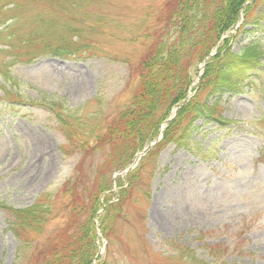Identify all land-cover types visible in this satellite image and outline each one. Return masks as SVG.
Segmentation results:
<instances>
[{
  "label": "rangeland",
  "instance_id": "rangeland-1",
  "mask_svg": "<svg viewBox=\"0 0 264 264\" xmlns=\"http://www.w3.org/2000/svg\"><path fill=\"white\" fill-rule=\"evenodd\" d=\"M27 1L33 12L54 6V0ZM102 1L112 27L94 36L100 50L82 61L37 58L14 64L18 102L56 96L84 117L99 116L100 127L128 106L139 84V62L161 28L155 19L168 0ZM261 28L264 20L230 39L231 49L256 40L264 44ZM39 48L17 46L14 53L29 59ZM191 73L196 82L199 66ZM208 101H219L221 118L229 124L205 129L198 122L202 129L192 136L189 150L167 146L147 161L135 188L113 212L109 264H187L175 256L182 247L205 264H264V67L242 92ZM0 114V264H26L31 245H52L65 217L54 211L40 235L23 232L26 247L15 237L6 208L24 209L39 195L58 191L78 158L62 150L58 123L49 112L0 102ZM104 197L117 201L112 192ZM100 243L104 255L102 236ZM32 255L38 261L43 257Z\"/></svg>",
  "mask_w": 264,
  "mask_h": 264
},
{
  "label": "trees",
  "instance_id": "trees-1",
  "mask_svg": "<svg viewBox=\"0 0 264 264\" xmlns=\"http://www.w3.org/2000/svg\"><path fill=\"white\" fill-rule=\"evenodd\" d=\"M246 1L168 0L155 19L161 24L159 33L140 64L141 86L130 107L109 122L105 133L100 134L97 116L84 117L79 113L81 109H64L62 101L52 104L50 111L68 145L65 154L78 158L72 175L62 182L58 191L42 195L34 207L22 210L6 208L13 220L14 235L25 246L28 244L21 235L23 232L40 235L47 220L54 216V211L66 217L52 239V245L43 242L31 245L32 253L36 252L39 257V252L43 256L39 261L32 256L33 264H91L96 254V236L91 220L100 206L101 196L110 188V173L122 169L133 154L155 135L158 125L168 117L172 107L183 100L191 83L190 68L202 61L222 34L235 24ZM26 4L27 0H0V27H3L0 46L7 48L0 50L4 57L0 60V102L18 103L19 82L12 75L11 67L30 61L14 53L17 46L25 48L40 44V55L81 58V51L86 52L89 47L85 36L95 35L98 30L93 26L107 20L101 10L102 0H54V6L42 7L28 20L26 14L30 6ZM262 4L264 0H255L245 7L246 23L255 18L263 23L264 17L249 16L251 8ZM96 10L100 12L94 13ZM25 20L29 21L26 25ZM22 25L24 28L16 32ZM227 44L228 41H224L223 47L209 61L197 94L177 112L165 130L162 142L144 157V162L154 161L157 150L170 143L177 148L187 147L196 117H204L205 122H220L218 106L208 107L198 101L200 93L217 96L236 92L264 67V45L259 41L249 43L237 53L229 50ZM223 49L224 53H220ZM33 105L44 106L41 102ZM143 164L130 176L129 185L122 192V200L129 190L135 188ZM56 201L60 203L56 204ZM118 206L106 207L102 226L111 222L112 212ZM110 230L105 231L104 228V235H108ZM63 237H66L65 241ZM175 256L179 262L185 259L183 263L205 264L183 247ZM106 263L109 264L105 260L98 262ZM212 264H217V261Z\"/></svg>",
  "mask_w": 264,
  "mask_h": 264
}]
</instances>
